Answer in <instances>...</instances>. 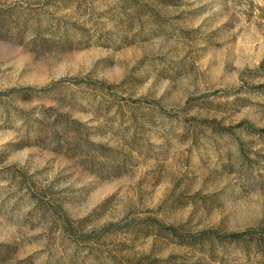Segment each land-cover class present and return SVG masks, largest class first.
Wrapping results in <instances>:
<instances>
[{
    "label": "rangeland",
    "instance_id": "374dc122",
    "mask_svg": "<svg viewBox=\"0 0 264 264\" xmlns=\"http://www.w3.org/2000/svg\"><path fill=\"white\" fill-rule=\"evenodd\" d=\"M0 264H264V0H0Z\"/></svg>",
    "mask_w": 264,
    "mask_h": 264
},
{
    "label": "trees",
    "instance_id": "16d2710c",
    "mask_svg": "<svg viewBox=\"0 0 264 264\" xmlns=\"http://www.w3.org/2000/svg\"><path fill=\"white\" fill-rule=\"evenodd\" d=\"M238 236V235H237Z\"/></svg>",
    "mask_w": 264,
    "mask_h": 264
}]
</instances>
